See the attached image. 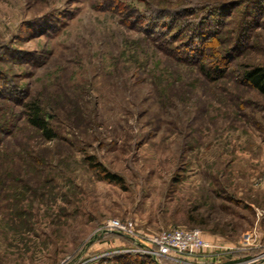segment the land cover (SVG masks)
<instances>
[{"label": "rangeland", "instance_id": "rangeland-1", "mask_svg": "<svg viewBox=\"0 0 264 264\" xmlns=\"http://www.w3.org/2000/svg\"><path fill=\"white\" fill-rule=\"evenodd\" d=\"M256 68L264 0H0V264H137L114 219L264 258Z\"/></svg>", "mask_w": 264, "mask_h": 264}, {"label": "built area", "instance_id": "built-area-1", "mask_svg": "<svg viewBox=\"0 0 264 264\" xmlns=\"http://www.w3.org/2000/svg\"><path fill=\"white\" fill-rule=\"evenodd\" d=\"M103 231L106 234H118L133 240L138 245V248L133 250V254L151 259L155 264H162L163 261L177 264L182 262L183 258L189 260L207 259V256L211 257V251L216 252V257L233 261V257H230L234 251L232 248L223 244L215 245L206 242L199 229L176 228L156 235L145 234L143 236L135 229L133 220L114 219L103 227ZM262 262H264V258H255L245 264H261Z\"/></svg>", "mask_w": 264, "mask_h": 264}, {"label": "trees", "instance_id": "trees-1", "mask_svg": "<svg viewBox=\"0 0 264 264\" xmlns=\"http://www.w3.org/2000/svg\"><path fill=\"white\" fill-rule=\"evenodd\" d=\"M180 58H181V59H179L180 61H185L182 57H180ZM246 80H247V82L250 83V85L254 89L258 90L259 93L264 96V69L256 68V69H253L251 71H248V73L246 75ZM26 107H27V110H29L31 124L34 127L42 129L43 134L46 137H48L49 139H51L52 138V131L45 124V121L41 116L42 110L40 109V106L38 105V103H30V104L26 105ZM95 166H98L99 169H101V171H105V169L100 164L95 165ZM98 167H95V168H98ZM105 179L109 183L118 182V180H119L116 177V175H114V174L113 175L112 174H106ZM130 256L132 257L133 260H135V262L137 264H148V263L154 264V262L151 259L144 258L148 261V263H146L147 261L141 259L143 257H141L137 254H131ZM123 258L125 259L126 257H120L121 260H124Z\"/></svg>", "mask_w": 264, "mask_h": 264}, {"label": "crops", "instance_id": "crops-1", "mask_svg": "<svg viewBox=\"0 0 264 264\" xmlns=\"http://www.w3.org/2000/svg\"><path fill=\"white\" fill-rule=\"evenodd\" d=\"M250 246V245H249ZM250 250H251V248L250 247H243V248H239V249H237L235 252H233V254L235 255V254H237V253H239V254H241V256H242V258L240 259V257H239V259L238 260H236V262L235 263H233V264H245V263H247L248 261H250L251 260V256H249L250 255ZM238 254V255H239ZM238 258V257H237ZM237 258H232V260H234L235 261V259H237Z\"/></svg>", "mask_w": 264, "mask_h": 264}]
</instances>
